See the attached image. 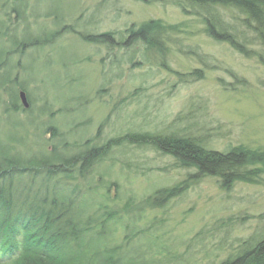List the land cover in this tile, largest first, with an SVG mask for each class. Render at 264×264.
Segmentation results:
<instances>
[{"label":"rangeland","instance_id":"1","mask_svg":"<svg viewBox=\"0 0 264 264\" xmlns=\"http://www.w3.org/2000/svg\"><path fill=\"white\" fill-rule=\"evenodd\" d=\"M151 19L182 25L165 66L151 55L143 59L141 45L130 51L131 61L114 65L118 48L84 43L76 34L117 32ZM203 28L194 11L170 0H0V162L8 153L19 159L15 169L27 167L28 159L57 155L66 143L72 155L73 144L88 138L100 146L124 134L167 132L173 123L208 148L264 151V54L244 56ZM52 33H59L53 44L28 45ZM24 35L25 48L11 46V38L18 43ZM194 70L202 77L182 80L174 73ZM16 86L25 89L28 112L15 99ZM50 127L59 135L49 136ZM258 166L253 182L224 191L217 178H192L194 168L178 167L151 145L123 143L73 183L91 189L92 208L85 212L91 220L104 206L124 221L132 213L140 218L157 244L149 253L157 264H215L242 239L264 235V165ZM39 184L30 176L13 180L17 191L31 187V196L44 190ZM178 185L179 196L152 206L157 189ZM113 229L119 242L125 228Z\"/></svg>","mask_w":264,"mask_h":264},{"label":"trees","instance_id":"2","mask_svg":"<svg viewBox=\"0 0 264 264\" xmlns=\"http://www.w3.org/2000/svg\"><path fill=\"white\" fill-rule=\"evenodd\" d=\"M170 1L184 12L194 11L201 18L208 38L225 42L244 56L264 54V0ZM181 28L179 24L151 19L118 33L78 35L83 41L103 45L110 51L118 48L110 61L114 65L126 59L131 61L130 51L141 45L143 59L151 55L165 66L161 62L166 59L170 46L179 42ZM120 50L123 53L118 55ZM174 73L182 80H188V76L202 77V70ZM171 125L172 129L167 132L124 134L100 146L87 139L74 145L78 150L72 155L74 150L66 143L57 155L30 158L27 162L33 164L26 165L29 170L23 166L10 168L17 161L12 155L4 156L0 162V264H157L149 254L153 253L150 246L157 244L150 240L149 228L141 227L140 218L132 213L124 221L117 211L104 206L98 209L99 216L91 220L85 216L86 210L92 208V204L88 207L91 189L73 183L89 175L96 163L123 143L151 145L172 156L178 167L194 168L196 174L190 177L217 178L224 191L232 190L237 182H253L259 176L258 165H264V151L245 145L233 146L227 151L208 148L199 137L183 128L176 129L174 123ZM22 176H30L32 183L40 182V187L44 184L45 191L31 196V187L15 190L13 180ZM113 186L116 184L111 183ZM183 190L181 185L156 190L152 206H161ZM116 225L125 228L119 242L111 235ZM166 264L174 262L168 260ZM215 264H264V235L242 239L234 252Z\"/></svg>","mask_w":264,"mask_h":264},{"label":"water","instance_id":"3","mask_svg":"<svg viewBox=\"0 0 264 264\" xmlns=\"http://www.w3.org/2000/svg\"><path fill=\"white\" fill-rule=\"evenodd\" d=\"M20 98H21V101H22V103L24 104V106H27L28 103H27V101H26V97H25L24 92H20Z\"/></svg>","mask_w":264,"mask_h":264}]
</instances>
